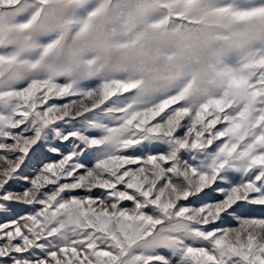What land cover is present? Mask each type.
<instances>
[{
    "label": "snow or ice",
    "instance_id": "obj_1",
    "mask_svg": "<svg viewBox=\"0 0 264 264\" xmlns=\"http://www.w3.org/2000/svg\"><path fill=\"white\" fill-rule=\"evenodd\" d=\"M264 0H0V264H264Z\"/></svg>",
    "mask_w": 264,
    "mask_h": 264
},
{
    "label": "rangeland",
    "instance_id": "obj_2",
    "mask_svg": "<svg viewBox=\"0 0 264 264\" xmlns=\"http://www.w3.org/2000/svg\"><path fill=\"white\" fill-rule=\"evenodd\" d=\"M262 211H264V209H261L259 207H256L255 209H253V212L257 215H259Z\"/></svg>",
    "mask_w": 264,
    "mask_h": 264
}]
</instances>
